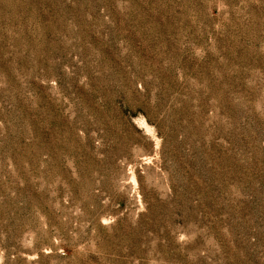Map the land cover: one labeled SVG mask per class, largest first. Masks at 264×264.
<instances>
[{
	"label": "rangeland",
	"instance_id": "1",
	"mask_svg": "<svg viewBox=\"0 0 264 264\" xmlns=\"http://www.w3.org/2000/svg\"><path fill=\"white\" fill-rule=\"evenodd\" d=\"M0 264H264V0H0Z\"/></svg>",
	"mask_w": 264,
	"mask_h": 264
}]
</instances>
